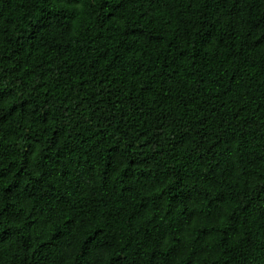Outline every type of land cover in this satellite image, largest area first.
<instances>
[{
    "label": "trees",
    "instance_id": "trees-1",
    "mask_svg": "<svg viewBox=\"0 0 264 264\" xmlns=\"http://www.w3.org/2000/svg\"><path fill=\"white\" fill-rule=\"evenodd\" d=\"M0 264H264V0H0Z\"/></svg>",
    "mask_w": 264,
    "mask_h": 264
}]
</instances>
